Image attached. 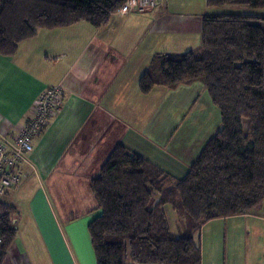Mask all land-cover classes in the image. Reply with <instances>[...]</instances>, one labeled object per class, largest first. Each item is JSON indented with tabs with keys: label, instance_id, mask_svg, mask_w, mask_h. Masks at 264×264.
<instances>
[{
	"label": "crops",
	"instance_id": "crops-1",
	"mask_svg": "<svg viewBox=\"0 0 264 264\" xmlns=\"http://www.w3.org/2000/svg\"><path fill=\"white\" fill-rule=\"evenodd\" d=\"M233 8L210 7L207 0H160L149 12L115 11L102 27L81 21L39 29L14 56L0 54L1 135H17L49 86L65 91L62 109L36 137L30 163L21 166L28 176L0 197L15 208L18 229L2 264H97L89 224L101 210L90 183L122 140L172 174H185L219 129V109L200 81L158 85L145 94L139 80L156 54L198 49L204 15L264 17V8ZM258 22L264 26V19ZM191 87L194 95L179 104L194 103L195 118L165 117L160 105L152 113L144 102L154 92L166 97ZM200 91L206 96L202 101ZM201 231L210 245L208 260L200 264H264V202L250 213L212 219Z\"/></svg>",
	"mask_w": 264,
	"mask_h": 264
},
{
	"label": "trees",
	"instance_id": "trees-1",
	"mask_svg": "<svg viewBox=\"0 0 264 264\" xmlns=\"http://www.w3.org/2000/svg\"><path fill=\"white\" fill-rule=\"evenodd\" d=\"M125 1L0 0V54L14 56L39 29L81 21L102 27ZM207 4L264 8V0ZM263 19L253 12L204 15L198 49L154 56L139 80L141 91L149 94L158 85L171 88L201 81L219 109L221 124L182 176L144 158L125 140L112 149L90 183L96 209L101 210L89 224L97 264H200L202 247L195 234L204 224L261 207L264 26L258 21ZM170 205L187 218L184 234H172ZM15 212L0 202V264L17 239Z\"/></svg>",
	"mask_w": 264,
	"mask_h": 264
},
{
	"label": "built area",
	"instance_id": "built-area-1",
	"mask_svg": "<svg viewBox=\"0 0 264 264\" xmlns=\"http://www.w3.org/2000/svg\"><path fill=\"white\" fill-rule=\"evenodd\" d=\"M160 0H126L118 9L121 14L130 11L149 12L157 7ZM61 85L49 86L35 100L33 114L20 127L13 138L0 134V197L19 186L28 176L21 168L30 163L29 154L34 148V141L62 109L65 93ZM2 239L0 237V246Z\"/></svg>",
	"mask_w": 264,
	"mask_h": 264
},
{
	"label": "rangeland",
	"instance_id": "rangeland-1",
	"mask_svg": "<svg viewBox=\"0 0 264 264\" xmlns=\"http://www.w3.org/2000/svg\"><path fill=\"white\" fill-rule=\"evenodd\" d=\"M223 7H225V8L234 7L233 9H237L239 6L226 5ZM244 8H245V10L248 9L246 7H244ZM244 8H242V9H244ZM219 9H221V8H219ZM117 11H119V10H117ZM193 95H194L193 87H191L190 91L187 90L186 92H184L182 89H178V91L176 90V92H174L172 94L171 93L167 94L166 97H165V94H158V93L154 92L144 102L148 101L150 103V107L152 108V111H151L152 113L154 112L155 106L160 105L161 108L163 107V110H162L163 116L168 117L170 114L174 113V116H177V117L180 116L183 119H188V118H195L198 115L197 114V112L199 111L198 107L194 109V103L190 104L188 101L182 102L181 104H179V103H180V99H183V97L186 96V99H187V98L192 97ZM205 97L206 96L203 94V91H200V101L204 100ZM164 98H166V101H163ZM164 109H166L165 112H164ZM159 113H161L160 110L156 114V117L159 116ZM245 126L247 127V123L245 124ZM156 198H157V196H155L153 198L151 205L155 202ZM176 198L179 202V196L176 195ZM178 207H180L179 203H178ZM167 213H168V216L170 219L172 234L174 236H178L179 234H184V232L188 226L186 216L183 215L182 213H180L179 209L172 207V205L167 207ZM195 238L199 239L201 247H202V251L204 252V250H205V252H204L205 255L203 256V260L207 261L208 260V253H209L208 249H209V245H210V241H209L207 232L206 231L197 232L195 234ZM203 243H204V250H203ZM223 253L224 252H222V254ZM222 260H223V256H222Z\"/></svg>",
	"mask_w": 264,
	"mask_h": 264
}]
</instances>
